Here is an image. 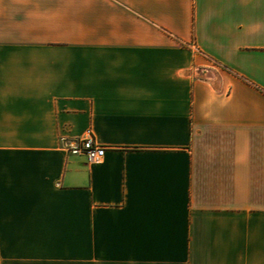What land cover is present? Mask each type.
Returning <instances> with one entry per match:
<instances>
[{
	"label": "crops",
	"instance_id": "0c3cea01",
	"mask_svg": "<svg viewBox=\"0 0 264 264\" xmlns=\"http://www.w3.org/2000/svg\"><path fill=\"white\" fill-rule=\"evenodd\" d=\"M0 264H264V0H0Z\"/></svg>",
	"mask_w": 264,
	"mask_h": 264
},
{
	"label": "built area",
	"instance_id": "2783aa9c",
	"mask_svg": "<svg viewBox=\"0 0 264 264\" xmlns=\"http://www.w3.org/2000/svg\"><path fill=\"white\" fill-rule=\"evenodd\" d=\"M191 45L199 51L194 42ZM106 149L107 147L96 141L93 136L81 139L68 148L72 154L85 155L90 164L101 162L105 157Z\"/></svg>",
	"mask_w": 264,
	"mask_h": 264
}]
</instances>
